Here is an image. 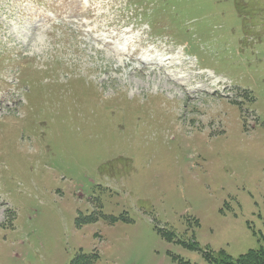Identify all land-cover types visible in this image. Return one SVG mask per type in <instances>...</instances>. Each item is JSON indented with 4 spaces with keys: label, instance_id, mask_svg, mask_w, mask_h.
<instances>
[{
    "label": "rangeland",
    "instance_id": "rangeland-1",
    "mask_svg": "<svg viewBox=\"0 0 264 264\" xmlns=\"http://www.w3.org/2000/svg\"><path fill=\"white\" fill-rule=\"evenodd\" d=\"M263 248L264 0H0V264Z\"/></svg>",
    "mask_w": 264,
    "mask_h": 264
},
{
    "label": "trees",
    "instance_id": "trees-1",
    "mask_svg": "<svg viewBox=\"0 0 264 264\" xmlns=\"http://www.w3.org/2000/svg\"><path fill=\"white\" fill-rule=\"evenodd\" d=\"M97 255H81L76 264H94L96 261ZM208 258L214 264H264V248L257 250H250L245 254L240 255L239 257L233 259L231 257H225L218 260L216 257L209 254Z\"/></svg>",
    "mask_w": 264,
    "mask_h": 264
},
{
    "label": "bare ground",
    "instance_id": "bare-ground-1",
    "mask_svg": "<svg viewBox=\"0 0 264 264\" xmlns=\"http://www.w3.org/2000/svg\"><path fill=\"white\" fill-rule=\"evenodd\" d=\"M180 53H178V55H179ZM167 59V58H166ZM182 60V59H181ZM174 61H176V57H174V56H172V57H169V61H167V64L168 65H172V64H174ZM176 62H178V61H176ZM185 62V61H184ZM178 63H180V64H182L183 63V61H179ZM184 64V63H183ZM168 65H167V67H168ZM177 65V64H176ZM187 66V65H186ZM184 68V67H183ZM178 69V68H177ZM174 70V69H173ZM167 71H169V70H167ZM170 71H171V69H170ZM183 71V70H182ZM189 73L187 74V75H183V73L181 74V75H177L176 76V80H174V82H173V84H175L174 85V88H176L177 90H180V88L181 87H183L184 88V86H188V89L191 91V92H197V90L199 89V88H201V87H197L198 85L196 84V85H193V83H192V80L193 79H196V76H197V74L194 72V69H191V68H189V70H187ZM170 73V72H169ZM172 75V74H171ZM168 76V75H167ZM203 77V76H202ZM166 78H168V77H166ZM172 78V77H171ZM173 80V79H172ZM171 80V81H172ZM166 82V81H165ZM199 82V81H198ZM167 83V82H166ZM193 85V86H192ZM170 86V85H169ZM180 87V88H179ZM205 87V85H203V87L202 88H204ZM171 88V87H170ZM172 90H173V88H171ZM169 91V90H168ZM181 91V90H180ZM189 91V92H190ZM178 93V92H177ZM180 94V93H179ZM182 94V93H181Z\"/></svg>",
    "mask_w": 264,
    "mask_h": 264
}]
</instances>
